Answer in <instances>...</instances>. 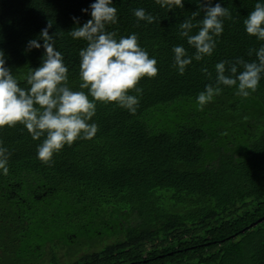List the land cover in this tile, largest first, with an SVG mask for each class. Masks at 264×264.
Wrapping results in <instances>:
<instances>
[{
  "label": "trees",
  "instance_id": "16d2710c",
  "mask_svg": "<svg viewBox=\"0 0 264 264\" xmlns=\"http://www.w3.org/2000/svg\"><path fill=\"white\" fill-rule=\"evenodd\" d=\"M92 2L0 0V49L20 86L43 53L26 43L49 23L78 89L85 42L68 31L90 18L81 9ZM167 2L113 0L117 23L107 30L136 33L157 60V75L138 83L134 114L97 103L96 134L66 145L51 164L37 159L40 140L22 125L0 129L10 153L8 174H0V264H264V76L247 98L223 87L203 107L195 99L213 82L215 63L255 59L248 50L260 42L242 21L256 0H222L232 18L213 54L193 60L183 75L171 49L183 44L193 53L179 24L197 4ZM135 8L155 20L137 21Z\"/></svg>",
  "mask_w": 264,
  "mask_h": 264
},
{
  "label": "clouds",
  "instance_id": "9594fccd",
  "mask_svg": "<svg viewBox=\"0 0 264 264\" xmlns=\"http://www.w3.org/2000/svg\"><path fill=\"white\" fill-rule=\"evenodd\" d=\"M161 7L166 0H157ZM183 7V0H168ZM197 10L179 24V36L186 40L194 51L188 54L183 44L174 45L172 66L183 75L193 60L199 62L211 56L217 40L224 31V20L231 12L222 6V0H196ZM87 12L89 19L68 31L73 39H80L85 46L78 51V89L69 84L68 66L64 55L56 47L58 33H49L52 26L47 23L36 38L26 43L27 50L43 49L40 63L28 69L20 80L7 66V56L0 49V129L23 126L36 146V157L51 164L55 154L78 139H90L98 131L92 119L97 103H114L115 106L134 114L139 106L143 89L138 86L142 78H154L158 73L157 60L138 43L136 33L120 35L108 31V25L117 23V9L113 0H93ZM202 17L193 22L200 13ZM132 15L137 21L152 23L155 17L143 8H135ZM74 24L78 18L73 17ZM244 32L259 41L257 48H250L248 55L255 59L245 61L241 57L233 61L220 60L215 63L213 82L204 85L195 99L203 107L219 95L223 87L234 88V94L247 98L254 92L264 76V0H256L253 10L242 21ZM193 29L196 31L193 33ZM206 78L212 73L201 68ZM42 138V139H41ZM10 153L0 141V174H8Z\"/></svg>",
  "mask_w": 264,
  "mask_h": 264
},
{
  "label": "water",
  "instance_id": "95a60500",
  "mask_svg": "<svg viewBox=\"0 0 264 264\" xmlns=\"http://www.w3.org/2000/svg\"><path fill=\"white\" fill-rule=\"evenodd\" d=\"M263 218L262 219H259L258 222H262ZM256 223H253L251 226L255 225Z\"/></svg>",
  "mask_w": 264,
  "mask_h": 264
}]
</instances>
